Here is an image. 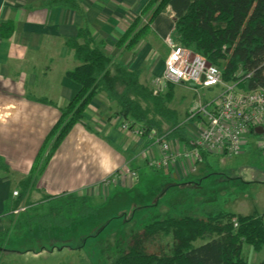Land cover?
Here are the masks:
<instances>
[{
  "label": "crops",
  "instance_id": "1",
  "mask_svg": "<svg viewBox=\"0 0 264 264\" xmlns=\"http://www.w3.org/2000/svg\"><path fill=\"white\" fill-rule=\"evenodd\" d=\"M49 1L0 0V25H12L8 38L0 31V238L7 234L6 221L24 212V225L17 230L31 232L28 219L45 217V208L52 209V202L71 198L69 201L79 202L80 207L82 200L89 206L102 196L107 202L115 192L132 191L135 182L120 177L123 166L136 173V182L148 174L144 139L123 131V119L113 116L115 108L103 93H98L85 108L81 122L71 128L43 166L26 204L12 211L18 198L13 192H21V183L30 175L39 149L59 120L60 109L80 90L66 76L78 66L66 42L86 28L106 55L128 70H137L140 83L152 90L162 77L170 51L166 40L177 44L169 6L152 19L134 46L125 50L117 46L118 40L138 17L141 22L133 31H139L144 17H148L143 10L151 0H75L78 10L52 6ZM201 162L205 166L200 173L209 165L207 158ZM193 164L197 162L177 163L169 170L150 169L148 175L172 185L190 183L186 178ZM253 173L264 184V171ZM32 211L35 215H30ZM248 215L261 216L264 221V213ZM249 249L253 252L250 256L248 251L249 260L243 255L247 263L263 264L264 247L259 251Z\"/></svg>",
  "mask_w": 264,
  "mask_h": 264
},
{
  "label": "trees",
  "instance_id": "2",
  "mask_svg": "<svg viewBox=\"0 0 264 264\" xmlns=\"http://www.w3.org/2000/svg\"><path fill=\"white\" fill-rule=\"evenodd\" d=\"M157 2V7L151 12L150 9ZM47 4L72 10L79 8L75 0H50ZM166 6H169L174 16L175 43L220 68L224 80H231L240 70L251 72L250 78L240 82L243 89L264 87V0H151L143 10V15L150 13L139 31L134 33L133 28L141 22L140 17L118 40L117 46L131 49L152 19ZM0 31L4 38H8L12 25L2 24ZM66 43L74 51V58L78 62V66L67 71L66 76L79 85L80 90L60 109V118L39 149L30 175L21 183V192L17 193L12 211L26 204L27 196L34 188L43 166L71 128L81 122L85 108L98 93H103L115 108L113 116L121 117L131 126L136 124L144 130L155 129L160 135H166L168 140L190 146L185 123L187 112L185 119L180 121L178 113L167 107L173 93L172 86H166L168 94L163 97L161 90L142 85L139 72L128 70L106 55L100 45L94 43L86 28L79 29L77 37ZM37 101L49 104L46 100ZM208 155L201 152V161L206 160ZM1 168L7 170L5 166ZM189 184L169 185L164 198L158 196L156 203L147 207L158 208L167 196L174 197L176 190L188 191ZM193 185H197V182ZM202 204L205 207L199 210V217L171 215L169 212L163 218L161 215L152 217L149 223L143 225L141 234L132 235L129 248L119 254L113 264H248L243 257L242 246H249L254 251L264 247L263 218L225 212L212 200ZM81 205L79 216L85 217L92 212L85 200H82ZM169 209L171 211V207ZM50 210L54 211L53 208ZM56 213L48 212L45 217L37 218L38 224L55 230L70 226L72 221L68 220L66 225L59 224L54 219ZM32 220L28 219V222ZM19 227L20 224H17V229ZM159 234L170 236L171 248L167 254L154 253L147 248L149 239Z\"/></svg>",
  "mask_w": 264,
  "mask_h": 264
},
{
  "label": "rangeland",
  "instance_id": "3",
  "mask_svg": "<svg viewBox=\"0 0 264 264\" xmlns=\"http://www.w3.org/2000/svg\"><path fill=\"white\" fill-rule=\"evenodd\" d=\"M157 4L158 2L150 9L151 12ZM167 85L173 87L167 107L178 113L180 121L185 119V113L198 101H211L220 92L218 88H211L195 93L188 86ZM161 91V95L166 97L167 87ZM186 124V127L191 126ZM252 140H248L246 150L238 156L208 155L209 165L205 173H200L205 166L204 162L193 164L192 172L187 174L186 178L191 183L188 191L176 190L174 197L167 196L158 208L147 206L154 205L158 196L164 198L163 195L169 190L168 186L173 182L155 180L148 175L151 171L146 167L145 172L148 174L132 184L135 186L132 191L115 192L113 198L107 202L102 196L96 203L89 204L93 207L92 212L84 215L85 217L78 215L80 203L69 201L71 198L66 202H52L50 206L54 211H49L46 205L45 214L57 211L54 219L59 224L66 225L67 220L72 221L65 229L55 230L42 224L40 226L39 219H36L30 225L31 232H20L17 230V224H20L19 228L24 225V212L18 218H12L5 223L8 230L7 234L0 238V264H113L118 255L129 248L132 235L141 234L143 225L149 223L152 217L161 215L163 218L168 212L171 215L186 214L199 217V210L205 207V204L201 203L208 200H212L213 204L225 212L261 215L264 213V184L259 182L258 175L253 171H264V152L256 149ZM258 173L262 175L259 171ZM195 182L197 185H193ZM69 205L72 217L69 215ZM30 215L35 214L32 211ZM149 240L147 248L151 252H170V236L159 234ZM248 251L251 256L253 252L243 245L242 253L249 260Z\"/></svg>",
  "mask_w": 264,
  "mask_h": 264
},
{
  "label": "built area",
  "instance_id": "4",
  "mask_svg": "<svg viewBox=\"0 0 264 264\" xmlns=\"http://www.w3.org/2000/svg\"><path fill=\"white\" fill-rule=\"evenodd\" d=\"M166 42L170 51L162 77L155 81V90L160 91L166 84H185L195 93L211 88L220 92L213 100L198 101L187 111L185 123L191 125L186 127L189 147L166 139V135L155 129L131 126L123 119L121 129L143 138L147 144L146 166L153 171L169 170L177 163L200 162L201 152L219 157L238 156L246 150L250 138L256 149L264 151V87L245 90L240 85L251 77V72L239 70L231 80H224L222 70L204 57L169 40ZM256 129L261 133H256ZM119 173L131 182L137 181L136 173L125 166Z\"/></svg>",
  "mask_w": 264,
  "mask_h": 264
},
{
  "label": "water",
  "instance_id": "5",
  "mask_svg": "<svg viewBox=\"0 0 264 264\" xmlns=\"http://www.w3.org/2000/svg\"><path fill=\"white\" fill-rule=\"evenodd\" d=\"M255 132H256V133H261V130L256 129Z\"/></svg>",
  "mask_w": 264,
  "mask_h": 264
}]
</instances>
